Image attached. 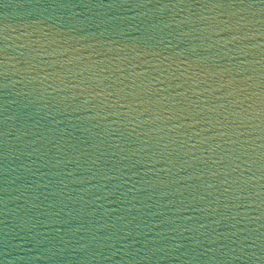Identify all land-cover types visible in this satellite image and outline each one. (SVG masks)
<instances>
[{"label":"water","instance_id":"water-1","mask_svg":"<svg viewBox=\"0 0 264 264\" xmlns=\"http://www.w3.org/2000/svg\"><path fill=\"white\" fill-rule=\"evenodd\" d=\"M0 264H264V0H0Z\"/></svg>","mask_w":264,"mask_h":264}]
</instances>
